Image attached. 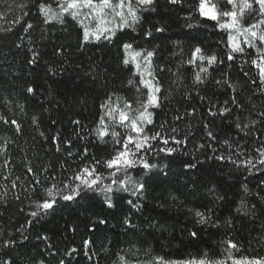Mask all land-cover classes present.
<instances>
[{
    "label": "trees",
    "instance_id": "obj_1",
    "mask_svg": "<svg viewBox=\"0 0 264 264\" xmlns=\"http://www.w3.org/2000/svg\"><path fill=\"white\" fill-rule=\"evenodd\" d=\"M40 3L59 4L0 0V117L20 125L17 132L0 120V264H119L120 255L130 264H144L155 263L154 257L198 261L205 253L209 259L224 260L227 240L239 245L238 252L232 250L236 258L264 257V171L250 174L227 160L210 159L214 154L207 147H216L215 155L242 160L234 155L237 149L245 156L255 155L264 144V85L251 63L256 49L245 48L228 60V31L199 15V0H155L139 11L141 18L133 27L98 42H84L82 27L69 16L63 22H45ZM218 4L221 10L231 8L225 0ZM253 16L245 26L258 20ZM28 24L32 27L25 31ZM124 43L155 52L160 107L153 110L154 123L146 131L177 139L187 134V142L170 141L169 146L180 149L173 155L147 153L156 169L131 171L135 180L145 183L142 196L132 195L133 188L114 191L107 194L113 204L108 207L106 195L88 192L73 201L60 200L54 210L32 217L36 202L44 197L41 185L51 184L53 176L57 183L66 181L93 158L108 159L121 148L110 135L101 141L96 130L104 116L109 131L120 133L118 139L127 133L105 116L112 103L124 105L125 99L137 97L128 81L138 84L140 77L122 63ZM196 46L222 61L202 73V84L194 83L197 65L188 63ZM28 87L34 92L28 93ZM104 104L108 107L102 108ZM221 108L230 111L220 115ZM177 115L184 119L175 120ZM201 144L206 147L199 148ZM189 163L196 167H185ZM27 167L40 180L35 191ZM98 170L105 175L109 171ZM197 211L209 217V223L198 224ZM192 232L198 235L194 238ZM9 240L15 244L6 246Z\"/></svg>",
    "mask_w": 264,
    "mask_h": 264
},
{
    "label": "snow or ice",
    "instance_id": "obj_2",
    "mask_svg": "<svg viewBox=\"0 0 264 264\" xmlns=\"http://www.w3.org/2000/svg\"><path fill=\"white\" fill-rule=\"evenodd\" d=\"M155 0H135V5H133L132 0H119L118 4H113L112 0H99V3H95L94 0H64L62 4H59L61 7V16L63 14L70 15L73 19H77L81 14L82 10L87 8L89 13L85 14V18L91 21H97L96 27L90 29L88 25H85L83 21H80L83 27V41L88 42L90 38H94L99 41L101 36L106 40H111L115 35V29L107 27L108 23L111 21L105 20L109 13L105 12V9L111 10V15L113 17L119 16L123 25L129 24V18L131 22L135 23L139 17L137 15L138 11L143 10L144 8H149L154 4ZM171 3H177V0H170ZM227 5H231V8L228 10H220L216 4L211 3V0H199L198 5L195 10L199 13L202 18L209 19L216 22V26L221 29L229 32L228 35V47L230 51L227 55L228 60H233L234 54L245 52V48L241 46V42L237 39V36H243V44L247 45L249 48L256 49L257 58L253 59L251 63L259 70V77L261 85H264V47H258L257 41L261 45H264V30L257 31L260 25H264V0H225ZM59 3V0H57ZM39 11L44 14L45 22H48L51 19H57L56 16H49L48 13L51 11V5H46L45 3H40L38 5ZM124 9H127L125 14ZM154 10V9H153ZM255 13V17H260L256 23L248 24L245 26L242 21L246 15H251ZM27 13H25L26 15ZM191 19V16L187 17ZM23 17H17L16 23H20ZM61 22L63 20L61 19ZM32 25L28 24L27 28L24 30L27 31L28 28H31ZM189 28H192V24H188ZM11 29H9L10 31ZM164 28H156L157 32H163ZM235 32L236 35L232 33ZM147 36H151L152 32L148 31ZM125 56L122 60V63L127 66L132 63L135 66V73L139 75L138 84H134V81L129 79L128 84L134 85L136 87L137 97L135 101H129L125 99L123 108L109 109L107 116L109 119L113 120L116 126L127 129L126 135L122 139L120 133L112 130L109 131V125L105 122V117L101 116L100 123L97 127L96 134L98 138L103 141L106 136H111L116 140L117 144L121 145V148L116 150L115 155L111 156L105 160H96L92 159L89 163H86L83 167L79 168L77 171L73 172L71 176L67 178L66 181H61L59 183L55 182V177H52L53 182L48 186H42L44 197L42 200L36 202V210L32 211L30 215L32 217H37L41 212L47 214L49 211L54 210L57 206L58 201H73L76 198L81 197L83 194L88 192H103L106 195V203L108 207H113L111 197L108 196V193L114 191H128L129 184H132L133 191L132 195L142 196L145 189V183L137 180L132 181V178L129 175V169H132L137 166L139 163L142 166V170L151 171L156 169L158 166L155 163H151L146 159V154L149 152L164 153L165 155H173L180 151L177 147L169 146L170 141L174 145H184L187 142V134L183 139H177L176 136L168 137L166 134L162 135L161 131H156L149 133L146 131L149 125L154 123L153 120V111L160 107V93L161 85L160 81L156 78V69L153 66V57L155 56L154 51L142 49L139 51L132 50L133 45L130 43H124L122 45ZM132 50V51H129ZM142 61V63H141ZM199 62V63H197ZM217 55L215 54H205L200 46H196L191 54L189 59V64H196L198 71L194 73V83L202 84L204 83L203 74H207L210 67L214 64L220 63ZM247 75V73H245ZM255 82V81H253ZM220 83V81H217ZM227 83V81H225ZM229 87L233 85L229 84ZM147 90L146 94L144 90ZM261 91H264V88H261ZM28 93H33L34 89L32 87L27 88ZM141 97H143L141 99ZM109 101L111 97L108 98ZM204 99V97H201ZM227 103V101L225 102ZM135 105V106H134ZM102 108H107L108 104L101 106ZM229 108H221L219 114L223 115L229 112ZM133 113H136L133 115ZM192 115L194 113H187ZM211 115H216V113H210ZM118 115V119H117ZM264 115V113H262ZM175 120H182L184 116L177 115L174 117ZM0 120H3L4 123L14 125L17 132L20 131V125L17 120L12 119L11 121L0 117ZM35 122V118H34ZM79 124V121H75ZM164 125H160V128L163 129ZM237 128H241V125L237 123ZM244 127H248L244 125ZM243 130V129H241ZM172 132H176V128L171 129ZM208 137L215 139L211 131L207 132ZM155 142V144L153 143ZM224 144L228 147L229 151H232L233 146L224 141ZM156 145H161L157 147ZM206 145L201 144L199 148H204ZM208 148L213 152V157L217 160H227L230 163L236 165L237 168H244L250 174L255 171H264V144L259 148L255 149V155H247L238 149L234 152L236 157L243 156L244 159H234L233 155H215L217 152L216 147L212 144L207 145ZM57 151H60L59 144H57ZM187 154V153H185ZM69 156H72V152H68ZM87 155V149H85L84 154ZM83 158V157H82ZM8 161H5L4 166L6 167ZM100 167L108 169L107 175L104 172L99 171ZM187 168L196 167L195 164H186ZM47 171V169H44ZM27 172L31 173L34 178V184L31 185L32 190H36V185H40V180L36 178L35 173L31 167H27ZM123 173V175H119ZM7 179V177H5ZM104 180L110 181L109 183H103ZM113 185H116V188H113ZM12 187H16V181H12ZM244 190L247 192V186H244ZM19 199V197H17ZM128 203L134 208L139 207L138 204L133 203L132 200H129ZM197 217L198 224H207L209 223L210 218L207 217L202 212H195ZM31 223V221H29ZM103 223V221H101ZM125 223H129L128 219H125ZM191 235L195 238L198 234L197 232H192ZM45 239H47L45 237ZM87 243V242H86ZM228 245L226 249L227 256L224 260H212L208 258L207 253L204 254V258L200 260L192 261H164L163 257H154L155 264H227V260H231L232 264H264V257H241L236 258L233 256L232 250L239 251V245L233 242L232 240H227L225 242ZM15 244L14 240H9L5 242V245ZM72 252H75L76 249H72ZM63 264V261L61 262ZM119 264H130L128 259L120 255Z\"/></svg>",
    "mask_w": 264,
    "mask_h": 264
},
{
    "label": "rangeland",
    "instance_id": "obj_3",
    "mask_svg": "<svg viewBox=\"0 0 264 264\" xmlns=\"http://www.w3.org/2000/svg\"><path fill=\"white\" fill-rule=\"evenodd\" d=\"M63 2H64V0H59V4H62ZM94 2H95V3H99V0H94ZM112 3H113V4H118V3H119V0H112ZM132 3H133V5H135V0H132ZM211 3L216 4L217 7L221 10V8L219 7V4H218V0H211ZM59 4H58L57 6H51V11L48 13L49 16H56L57 19H51V20H49L48 22H61V19L63 20L64 17H66V16L71 17V16L68 15V14H63V15L61 16V7L59 6ZM230 6H231V5H230ZM89 11H90V10L87 9V8L83 9V10H82V14H81L77 19H75V20H77V21L79 22V24H80L81 27H82V25H81L80 21H83V23H84L85 25H88L90 29H94V28L96 27V23H97V21H91V22H90L89 19L85 18V14L89 13ZM124 11H125V14H126V13H127V9H124ZM105 12L109 13V15L105 18V20H107V21H111V23H108V24H107V27L112 28V29H115V35H116L118 32H120V31H123V30H125V29H129V28L133 27V26L139 21V19L141 18L140 14H139V11H138V12H137V15H138L139 19H138L135 23H132V22H131V18H129V24H128V25H123V24H122V21L120 20V17H119V16H115V17H113V16L111 15V10H110V9H105ZM42 15L44 16V14H42ZM249 16H250V15H246L245 18H244V20L242 21V23H244L245 20L247 19V17H249ZM44 18H45V16H44ZM71 18H72V17H71ZM45 19H46V18H45ZM205 19H206V18H205ZM259 19H261V18L259 17L258 20H259ZM258 20H257V21H258ZM257 21H256V22H257ZM256 22H255V23H256ZM82 29H83V27H82ZM256 30H257V31L264 30V25H260L259 29H256ZM228 34H229V32H228ZM232 34H233V35H236L235 32H233ZM115 35H114V36H115ZM114 36H113V37H114ZM102 39H104L103 36H101V39H100V40H102ZM237 39L241 42V46H242V47H244V48H249V47H247V45H244V44H243V39H244L243 36H237ZM100 40H99V41H100ZM90 41H92V42H98V41L95 40L94 38H90V40H89L88 42H90ZM257 46H258V47H264V45H261V44L259 43V41H257ZM253 49H254V48H253ZM132 50H135V49L133 48ZM132 50H129V51H132ZM135 51H137V50H135ZM124 53H125V51H124ZM152 59H153V58H152ZM141 63H142V61H141ZM128 66H131V67L133 68L134 72H135V66H134L132 63H130ZM138 76H139V75H138ZM117 106H119V108H123L124 105L121 104V101H120V102H114V103H112V104L107 108V110H106V112H105V116H106V118H107V122H108V123H109V122H114V121L108 118V116H107V112L109 111V109L116 108ZM153 110H154V109H152V111H153ZM135 114H136V113H133V115H135ZM117 119H118V115H117ZM139 167H142V166L138 163L136 167H134V168H132V169H129V175H130V177L132 178V181H133V182H135V181H137V180H135V177L132 176L131 171H132V170H135V169H137V168H139ZM119 175L122 176L123 173H120ZM109 182H110V181H108V180H104V181H103V183H105V184H107V183H109ZM113 188L115 189V188H116V185H113ZM132 188H133L132 184H129V190H128V191L133 190ZM97 192H99V193L105 195L103 192H100V191H97ZM108 194H109V193H108ZM144 264H155V263H144ZM227 264H232V261H231V260H230V261H227Z\"/></svg>",
    "mask_w": 264,
    "mask_h": 264
}]
</instances>
